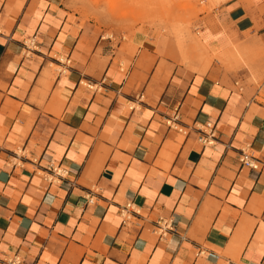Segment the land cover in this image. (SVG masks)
<instances>
[{
    "label": "crops",
    "instance_id": "1",
    "mask_svg": "<svg viewBox=\"0 0 264 264\" xmlns=\"http://www.w3.org/2000/svg\"><path fill=\"white\" fill-rule=\"evenodd\" d=\"M1 6L0 261L264 264V104L234 89L246 67L219 60L236 45L264 72V0H221L199 22L207 63L162 62L143 35L126 70L65 9ZM33 36L35 57L23 52ZM204 122L216 133L206 146ZM240 149L260 169L242 166ZM51 162L61 176L48 182Z\"/></svg>",
    "mask_w": 264,
    "mask_h": 264
},
{
    "label": "rangeland",
    "instance_id": "2",
    "mask_svg": "<svg viewBox=\"0 0 264 264\" xmlns=\"http://www.w3.org/2000/svg\"><path fill=\"white\" fill-rule=\"evenodd\" d=\"M220 2L221 0H0V5L2 4V8L5 5V16H10L12 12L13 17L21 14L29 17L39 8V4H51L65 9L68 17L77 20L78 27H82L85 33H91L95 42H106L105 50H113V65L126 70L131 58L123 54L127 51V46L137 49L133 41L143 35L151 39V43H156L162 62L170 60L179 65L189 62L191 68L196 63H207L211 57L199 42L198 24L204 19L207 25L211 24L213 10ZM29 39L23 45L30 46ZM24 47L23 52L30 56L38 51L37 44L31 47L35 50ZM233 52L235 54L231 57L219 60L224 65L229 63L246 67L248 77L244 83L238 78L240 81L234 88L236 93L246 94L250 99L264 104V72H255L259 67L248 64L236 45L233 46ZM237 54L240 56H236ZM58 57L49 61L55 72L64 71V68L51 62L67 64L65 57H62V61ZM248 85L255 88H245ZM174 117L172 114V118ZM169 125L182 129L174 121H170Z\"/></svg>",
    "mask_w": 264,
    "mask_h": 264
},
{
    "label": "built area",
    "instance_id": "3",
    "mask_svg": "<svg viewBox=\"0 0 264 264\" xmlns=\"http://www.w3.org/2000/svg\"><path fill=\"white\" fill-rule=\"evenodd\" d=\"M3 34V30L0 24V35ZM35 36L29 39V44L24 45L26 46V49L28 50H35L33 47L37 44L36 39H34ZM174 122L177 120V116L172 119ZM197 131L199 133L198 141L201 143L202 146L211 145L216 140V133L214 129V125L211 122H204L202 124H199L197 127ZM239 162L242 166H245L250 169H260V163L258 158H256L251 150L249 149H240L239 156H238ZM47 171L48 174L45 175V179L48 182H51L53 180V177H59L61 176V171L59 170V166L57 164H54L51 162L48 165ZM168 228V222L164 219H159L156 222L155 226V232L157 235H163L164 231ZM0 264H23L22 259L17 254L9 255L5 258H2L0 261Z\"/></svg>",
    "mask_w": 264,
    "mask_h": 264
}]
</instances>
